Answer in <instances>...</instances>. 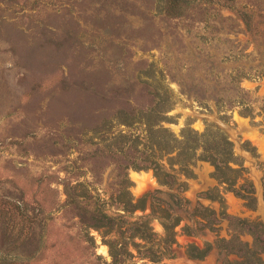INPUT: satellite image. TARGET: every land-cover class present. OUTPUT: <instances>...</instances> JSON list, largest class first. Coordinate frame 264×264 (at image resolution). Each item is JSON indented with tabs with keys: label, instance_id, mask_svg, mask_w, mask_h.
Returning a JSON list of instances; mask_svg holds the SVG:
<instances>
[{
	"label": "rangeland",
	"instance_id": "rangeland-1",
	"mask_svg": "<svg viewBox=\"0 0 264 264\" xmlns=\"http://www.w3.org/2000/svg\"><path fill=\"white\" fill-rule=\"evenodd\" d=\"M191 1L171 16L163 0H0L1 263L115 264L66 187L117 215V204L146 195L171 204L177 191L163 172L184 184V211L172 205L176 242L152 216L159 261L146 258L150 245L138 252L134 241L145 242L128 236L151 201L121 211L126 237L116 238L133 254L124 264H220L215 250L194 260L188 246L229 239L223 212L264 223V0ZM218 130L241 165L232 166L245 169L237 188L253 184V201L221 184L197 160L202 151L176 150L183 135ZM198 206L218 213L215 230L200 228L209 218Z\"/></svg>",
	"mask_w": 264,
	"mask_h": 264
},
{
	"label": "trees",
	"instance_id": "trees-1",
	"mask_svg": "<svg viewBox=\"0 0 264 264\" xmlns=\"http://www.w3.org/2000/svg\"><path fill=\"white\" fill-rule=\"evenodd\" d=\"M163 2L166 13L171 16H182L187 6L192 4L193 1L163 0ZM182 137L181 140L176 139L177 143L180 145V147H176V150L179 151V156L181 158L187 154L186 152H194L192 156L195 157L198 156V151H202L197 160L211 162L215 167V177L221 184L229 186V191L234 192L238 197L247 201H253V184L250 183L246 185V189L247 187L251 188L248 194H243L241 192L245 185L237 188L238 182L242 180L241 174L245 169L243 166L241 168H234L232 166L236 165L239 167L241 165L238 163L234 154L232 142L225 134L218 130V133L207 131V133L205 132L202 135L196 134V138H188L184 135ZM159 144L162 145V142H159ZM181 162H183L180 163L181 167L187 170L186 166H189L188 161L182 160ZM157 165L159 166V164ZM231 173H234L236 177H230ZM163 175L167 178V181H163L162 184L168 186V180H170L172 183L169 187L177 191V193H167L171 200V204L168 200L158 199L154 194L146 195L136 203L133 199H130L117 204V215H111L110 212L104 208V205L90 204L85 201L82 202L80 196H75L74 193L71 192L72 189L66 187L68 205L78 210L81 222L87 229H95L99 232H103L101 236L104 243L109 246L110 255L114 259L115 264H124L127 262L124 259L126 254H131L133 256V254L127 250L125 244L119 247V242L116 238V234L125 236L122 224L126 222L121 223L125 217L120 212L135 213L137 210L145 212L148 201H151L152 214L139 218L137 222L130 223L131 231H129V239H139L145 242V244H142L134 241V245L137 248L136 250L140 252L141 249L147 248L152 244L153 228L150 224L152 216L161 220L168 242L172 244L176 242V228L181 224L182 218L173 213L174 207L172 205H176V208L180 209V212L184 211L187 201L181 196V193H179V190L184 188V184H177L173 175L170 173L163 172ZM155 200L159 201L158 205H156ZM195 211L199 213V216L209 218L206 225L199 223L200 228L216 229L219 223V215L216 211L203 206H198ZM220 215V221L223 219L228 221L233 228L231 237L229 239L219 238L215 244L207 243L204 248H200L193 244L189 245L187 248V255L194 260H203L215 250L218 254V261L220 264H264V223L260 220H248L230 216L225 212ZM184 229L188 232L189 236L195 234V230L190 226ZM245 236H250L252 238V243L243 240ZM148 249L150 255L146 253L145 257L153 258L154 261H159V257L154 256L156 252H152L154 247L150 245ZM161 253L165 256L163 251ZM0 264L4 263L0 262Z\"/></svg>",
	"mask_w": 264,
	"mask_h": 264
},
{
	"label": "crops",
	"instance_id": "crops-1",
	"mask_svg": "<svg viewBox=\"0 0 264 264\" xmlns=\"http://www.w3.org/2000/svg\"><path fill=\"white\" fill-rule=\"evenodd\" d=\"M263 211H264V207H263Z\"/></svg>",
	"mask_w": 264,
	"mask_h": 264
}]
</instances>
